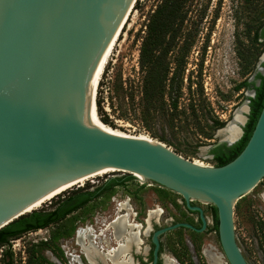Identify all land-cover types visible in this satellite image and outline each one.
<instances>
[{
    "label": "water",
    "instance_id": "water-1",
    "mask_svg": "<svg viewBox=\"0 0 264 264\" xmlns=\"http://www.w3.org/2000/svg\"><path fill=\"white\" fill-rule=\"evenodd\" d=\"M133 1L0 0V228L110 169L173 191L198 213L199 229L175 222L151 232L152 264L162 233L204 228L195 204L205 202L215 208L227 263L248 264L234 239L232 210L264 176V101L246 143L222 165H199L96 122L94 92ZM234 124L232 116L217 134ZM241 133L231 141L219 136L211 148Z\"/></svg>",
    "mask_w": 264,
    "mask_h": 264
},
{
    "label": "rangeland",
    "instance_id": "rangeland-1",
    "mask_svg": "<svg viewBox=\"0 0 264 264\" xmlns=\"http://www.w3.org/2000/svg\"><path fill=\"white\" fill-rule=\"evenodd\" d=\"M192 1L186 24L197 23L198 29L193 45L181 58L184 63L182 94L176 100L175 110L170 113L158 109L144 115L140 111L138 48L144 24L158 0H135L96 86L95 101H99L101 107L97 116L108 128L145 134L187 160L214 165L209 150L219 139V128L215 129L212 121L218 119L226 123L231 119L251 90L245 87L236 90L235 86L243 79L255 82V73H260L263 68L264 39L253 42L250 26L255 21H264V0ZM169 58L173 65L172 57ZM189 82L193 95L187 92ZM248 110L241 115L244 116L241 132ZM118 176L123 174L109 171L66 190L86 184L93 187L109 177ZM263 194L264 176L233 205L234 239L248 264H264ZM134 197H140L141 203L137 204ZM54 199L36 209L50 208ZM195 205L203 210L206 230L194 233L177 228L162 233L158 239L164 264H168L167 260L177 264H228L213 227L211 205L206 202ZM149 210H154L150 216ZM135 211L140 219L131 221L129 217ZM125 212L129 222H141L143 226H165L187 215L179 194L132 178L123 186L100 194L60 221L9 240L8 245L0 246V264H26L30 254L34 264H77L75 257L80 264H88L77 242L78 232L94 227L96 220L97 231L101 232L100 245L104 248L114 246L116 241L107 225L118 213ZM154 228H140V247L147 248ZM204 251L215 254L218 263L210 261Z\"/></svg>",
    "mask_w": 264,
    "mask_h": 264
},
{
    "label": "trees",
    "instance_id": "trees-1",
    "mask_svg": "<svg viewBox=\"0 0 264 264\" xmlns=\"http://www.w3.org/2000/svg\"><path fill=\"white\" fill-rule=\"evenodd\" d=\"M192 0H158L152 11L149 13L144 24L143 35L141 36L138 48V71L140 73V111L147 114L150 111L165 109L173 112L176 108V100L181 96V81L184 56L194 43V36L197 34V23H187V13ZM264 21H255L251 26V37L253 42L264 39ZM172 57L173 65L169 57ZM263 73H255L254 80H259L255 85L254 81L241 80L235 89L250 88L254 91L248 99L247 119L242 127L240 137L231 145L218 144L209 150L214 165H222L242 149L246 143L260 108L264 101V63ZM190 82L187 84V92L193 95L190 90ZM166 97V99H164ZM96 111L101 110L99 101H95ZM169 113V114H170ZM107 122L106 118L101 119ZM213 127L220 128L225 122L214 119ZM132 179L128 176L109 177L99 185L92 187H76L64 190L55 195L48 209H33L23 216H19L0 228V246L8 245V241L19 237L28 231L42 229L50 224L56 223L66 215L81 208L87 202L98 197L100 194L116 186H123L126 181ZM67 193L66 195H63ZM61 195H63L61 197ZM52 199V198H51ZM213 215V227L216 230L217 220L215 208L211 205ZM5 256H8L6 252ZM32 255H28L26 264H34ZM8 262V260H7Z\"/></svg>",
    "mask_w": 264,
    "mask_h": 264
},
{
    "label": "bare ground",
    "instance_id": "bare-ground-1",
    "mask_svg": "<svg viewBox=\"0 0 264 264\" xmlns=\"http://www.w3.org/2000/svg\"><path fill=\"white\" fill-rule=\"evenodd\" d=\"M135 0L133 1L130 9H129V12L124 20V23L118 33V36L119 34L121 33L122 31V28L123 26L125 25V23L127 22V19H128V16L132 10V7H133V4H134ZM118 36L115 40V42L117 41L118 39ZM114 42V44H115ZM113 44V45H114ZM113 48V47H112ZM112 51V49H111ZM110 51V53H111ZM109 53V55H110ZM108 55V57H109ZM108 59V58H107ZM107 61V60H106ZM262 61H264V56L262 57ZM106 63V62H105ZM105 66V64H104ZM104 68V67H103ZM103 71V69H102ZM101 71V73H102ZM101 75V74H100ZM96 91V89H95ZM93 109H94V113H95V117H96V122L100 123L101 125L102 122L98 119V116H97V111H96V105H95V92H94V105H93ZM247 111V107L246 105L243 103L239 108H237L235 114L233 115L234 116V121H235V124L234 125H231V126H228L227 128H225L224 130H226V132L222 135V132L224 130H222L221 132L218 133V135L222 138V139H225L227 141H231L233 140L239 133H240V128L239 126L243 123L244 121V116H241L243 115V112L245 113ZM239 114V115H237ZM104 126V125H103ZM106 127V126H105ZM108 128V127H107ZM111 129V128H110ZM113 130V129H112ZM115 131H118V132H122L120 130H117V129H114ZM122 133H125V132H122ZM129 134V133H128ZM133 135H138V136H141V137H144L146 139H149V140H153L151 138H149L147 135L145 134H133ZM155 141V140H153ZM193 162L199 164V165H206L204 164L203 162L201 161H198V160H192ZM109 171H113V170H110V169H107L101 173H98L96 175H101V174H104V173H107ZM95 176V175H94ZM93 177V176H92ZM90 178V177H89ZM88 179V178H87ZM85 179V180H87ZM83 180V181H85ZM83 181H80L76 184H73L71 185L70 187L74 186V185H77V184H81L83 183ZM69 188V187H68ZM67 189V188H66ZM64 191V190H63ZM59 194V193H58ZM263 197H264V194H263ZM53 198V197H52ZM51 199V198H50ZM49 199V200H50ZM48 201V200H47ZM46 201V202H47ZM45 203V202H44ZM43 204V203H42ZM40 206V205H39ZM38 206V207H39ZM37 208V207H36ZM157 211V210H156ZM154 212V210H149V213H148V216H150L152 213ZM158 212V211H157ZM128 216H125V215H122V214H117L115 216V218L110 221L107 225V227H110L111 230H112V233H113V237L114 239L116 240L117 242V247H113L111 248L110 250L107 251V254H106V258H108V260L111 262L110 264H123V263H126L125 261V258L123 257V255L121 254V251L123 249V247L125 246L124 244L128 245L130 243V241L132 239H136V235L137 233L135 232H130V234L127 235V237H122L121 233H122V230L123 228H125V226H129L130 230L132 229V225L130 224V222L128 221L127 219ZM138 229V228H137ZM128 230V229H127ZM135 237V238H134ZM138 240V239H137ZM90 241H91V234H90V229L89 228H86L84 230H80L77 234V242L80 244V246H82V248L85 252V256L87 257L88 261L91 263L92 262V249H91V244H90ZM123 243V244H121ZM205 254L208 256L209 260L212 261L213 263H218V258L215 254L211 253L210 251H205ZM94 259V258H93ZM74 260L78 261L77 257L74 258ZM168 261V264H173V261L172 260H167Z\"/></svg>",
    "mask_w": 264,
    "mask_h": 264
},
{
    "label": "flooded vegetation",
    "instance_id": "flooded-vegetation-1",
    "mask_svg": "<svg viewBox=\"0 0 264 264\" xmlns=\"http://www.w3.org/2000/svg\"><path fill=\"white\" fill-rule=\"evenodd\" d=\"M263 27H264V25H263ZM262 63H264V62H262ZM247 97H250V96H247ZM134 199L136 200L137 204L141 203L140 202V200H141L140 197H134ZM181 202H182V205H183L184 210L186 211L187 215L185 216V218H181V219L173 221V223H175V222H185V223L190 224L195 229H199L200 226H201V223H200V219H199L198 213L196 211L188 210L185 207L182 198H181ZM211 210H212V208H211ZM202 214H203V210H202ZM122 215L127 216L128 214H127V212H125V214H122ZM203 217L205 219L204 214H203ZM112 219H114V217ZM127 219H128V217H127ZM129 219L131 221H137V220L140 219V217L137 216V212L135 211V212H133L131 214V217H129ZM93 223H94V227L90 228V234H91L90 244H91V249H92V257L94 256L93 257L94 259L92 258V262L91 263L89 262L88 264H110L111 262L108 260V258H106L107 257L106 254H107L108 250H110L113 247L116 248L118 246L117 242H114V244H115L114 246H107L106 248L101 246L100 245L101 238L99 237L101 232L97 231V229L99 228L98 225L96 224L97 221L94 220ZM130 224L132 225L131 226L132 229L130 230L129 226H125V230H123L122 237H124V238L127 237V235L130 234V232H132V233L135 232V233H137V235H136V239L133 242L130 241V243L128 245L124 244L125 246L123 247V249L121 251V254L125 258L126 263H123V264H152V249H153V245H152V243L150 241V237H149V244H148L147 248L140 247V240L138 238L139 230H140L141 227H155L154 229H152V231H154L155 229H157L159 227H163V226H143L141 222H135V223H131L130 222ZM206 227H207V225H206V220H205L204 228L201 231H197V230H194V229L186 228V227H183V226H177L174 229L185 228V229H189L191 232L200 233L202 231H205ZM107 228H110V227H107ZM150 235H151V233H150ZM121 244H123V243H121ZM160 247H161V245H160V243H158L157 259H156V263L155 264H164V259L165 258L161 257V255H160ZM192 247L194 249L193 245H192ZM81 248H82V246H81ZM82 250H84V249L82 248ZM83 253L85 254L84 251H83ZM204 253H205V251H204ZM76 262H77V264H80L79 259ZM173 263L177 264L174 261H173Z\"/></svg>",
    "mask_w": 264,
    "mask_h": 264
},
{
    "label": "crops",
    "instance_id": "crops-1",
    "mask_svg": "<svg viewBox=\"0 0 264 264\" xmlns=\"http://www.w3.org/2000/svg\"><path fill=\"white\" fill-rule=\"evenodd\" d=\"M255 82H256V80H255Z\"/></svg>",
    "mask_w": 264,
    "mask_h": 264
}]
</instances>
